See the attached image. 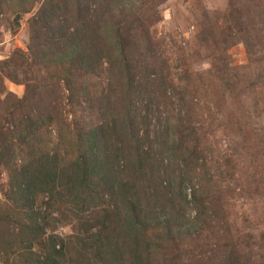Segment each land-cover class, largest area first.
<instances>
[{
    "label": "trees",
    "instance_id": "1",
    "mask_svg": "<svg viewBox=\"0 0 264 264\" xmlns=\"http://www.w3.org/2000/svg\"><path fill=\"white\" fill-rule=\"evenodd\" d=\"M149 1L126 0V3L140 2L144 6ZM162 1L154 0L157 6ZM233 1L236 9L230 11L232 19L229 22L236 19L238 38L233 37L222 49L214 59L213 68L206 73L216 77L223 101L235 104L242 99L254 102L250 104L254 106L264 98L261 97L264 93V0ZM40 3L30 20L28 52L18 51L23 62L31 60L29 68L34 65L38 70L58 71L49 77L65 81L70 103L75 101L77 94L88 95L94 78L104 72L105 63L109 75L115 74L122 83L117 89L110 85V91L102 95L98 109L103 118L98 124L90 128L81 124L74 133L70 132L73 157L60 162V153L50 149L53 136L52 132L47 133V126H55V116L60 118L63 111L59 109L55 113L49 106L34 109L36 104L32 102L36 97L32 94L29 98L30 91H26L23 98V103L29 104L24 108L26 113L20 116L9 113L5 120L12 121L13 130L5 133L2 125L0 131V165L11 174L5 191L11 205L7 216H3L10 219L11 214L17 213L32 218L33 223L16 235L19 242L26 237L27 249L31 250L34 240L43 234L42 224L46 219L39 201L45 194L50 198L58 196L64 204H70V210L79 217L84 212L95 211L98 204H114L115 209L108 218L104 216L105 221H84L80 230L88 232L97 227L98 230L89 235L84 233L80 238L83 245L111 254L109 264H168L169 261L176 264L178 257L166 254L172 246L160 244L155 250L156 241L162 238L172 245L181 232L205 228V212H209V189L205 185L214 181L213 177H203L206 159L196 141L192 146L189 137L194 132L189 134L190 129H186L196 131L200 126L191 120L193 108L195 110L201 102L200 94L186 99V93L182 92L178 97L176 117L182 119L177 121L181 128L176 126L175 129L173 119L168 117L166 126L155 127L152 139L150 111L156 101L151 94V76L158 74L160 77L161 63L158 62L156 70L153 64L158 61V51L153 48L156 45L152 40L143 43L137 38L136 31L147 34L145 18L137 19L138 25L130 22L132 18L128 14H133L132 7L123 0H0V14L11 8L19 20L29 11L26 4L33 7ZM103 6L114 9L113 16L119 20L99 21V16L104 17L100 12ZM239 41L245 45L249 62L236 66L226 49ZM135 47L136 58L133 57ZM139 70L144 73L142 83L138 80ZM158 87L167 93L162 79ZM116 93L121 94L118 101L114 100ZM44 128L48 141L41 140ZM146 145L148 150H145ZM224 176L227 178L228 174ZM189 188L198 210L193 218L182 205L189 203ZM163 191L165 194L161 195ZM7 236L12 237L10 229H7ZM123 241L133 243V248L126 252L119 244ZM155 251L163 252V261ZM63 256L62 250L54 249L46 257L39 255L34 264H65L61 261ZM223 264L251 263L240 259L237 263L227 254Z\"/></svg>",
    "mask_w": 264,
    "mask_h": 264
},
{
    "label": "rangeland",
    "instance_id": "2",
    "mask_svg": "<svg viewBox=\"0 0 264 264\" xmlns=\"http://www.w3.org/2000/svg\"><path fill=\"white\" fill-rule=\"evenodd\" d=\"M123 3L132 7L133 14H128L132 18L130 22L135 21L137 24V19L142 17L148 22L145 27L147 34L139 30L136 35L143 43L147 39L152 40L156 45L153 48L158 51V61L153 64L156 70L158 62L161 63L158 69L160 77L158 74L151 76V94L156 101L150 111L151 138H154L156 126L167 125L168 117L173 119L175 129L176 126L181 128L177 121L181 122L182 119L176 117L178 97L183 95L182 92L186 93V99L195 93L200 94L201 102L195 106V110L193 108L191 116V120L200 126L196 131L189 127L186 129H190L189 134L194 132L189 137L192 146L196 141L206 159L203 162V177L214 178L211 185H205L209 189V212H205V228L181 232L172 245L166 240L162 241V238L158 239L155 250H158L160 244L164 247L172 246L166 254L168 257H178L176 264H223L227 254H231L237 263L240 259L244 263L264 264V98H260L254 106L250 105L254 102L242 99L235 104L227 103L222 100L221 94L219 96L216 77L206 73L213 68L214 59L222 49L232 42L233 37L238 38L236 19L229 22L232 19L230 11L236 9L234 1L163 0L158 6L154 0L144 6L140 2L126 3V0ZM40 5L31 7L26 4L29 11L21 15L19 20L11 8H6L0 14V131L2 125L5 133L9 129L13 130L12 121L5 120L9 113L15 112L19 116L26 113L24 108L29 104L23 103V98L26 91H30L28 97L32 98V94L36 97L35 102H32L36 104L34 109L49 106L55 113L59 109L63 111L60 118L55 116V126H47V133L50 134V131L53 136L50 149L60 153V162L64 158L70 160L73 157L74 145L70 141V132L74 133L81 124L86 128L98 124L103 118L98 109L102 95L110 91V85L112 89H117L122 82L115 74L109 75L105 63L102 68L104 72L94 78L88 95L77 94L75 101L70 103L67 101L65 81L49 77L58 71L44 68L38 70L34 65L29 68L31 60L23 62L22 54L18 51L28 52L30 20ZM104 7L100 10L104 17L99 16V21L119 20V17L113 16L114 9ZM134 49L133 57L136 58L138 52L136 47ZM226 54L236 66L249 62L245 45L241 41L227 48ZM138 72V80L142 83L144 73L140 70ZM160 79L165 82L167 93L159 89ZM114 95V100L121 98L119 93ZM261 97H264V93ZM170 131H174L172 125ZM42 132L41 140L48 141L46 128ZM148 147L146 145L145 150ZM225 173L228 174L227 178ZM10 177L9 170L0 165V233L5 232V235L0 234V264H34L39 255L46 257L54 249L63 251L61 261L65 264L110 263L111 254L87 247L80 240L97 231L98 227L88 232L80 229H83L85 220L105 221L104 216L108 218L115 209L114 204H98L95 211L84 212L79 217L70 210V204H64L58 196L50 198L45 194L39 201L46 219L42 224L43 234L34 240L29 250L26 237L19 242L17 236L23 227L27 228L33 223L32 218L17 213L11 214L10 219L4 217L11 205L5 196ZM191 191L190 188L187 190L189 203L182 205H185L184 210L188 216L193 218L198 210L191 198ZM164 194V191L161 192V195ZM144 204L147 205V202ZM7 229L12 233L11 238L7 236ZM126 243L123 241L119 244L127 252L133 248V243ZM162 253L157 254L161 261ZM168 264H171L170 261Z\"/></svg>",
    "mask_w": 264,
    "mask_h": 264
}]
</instances>
